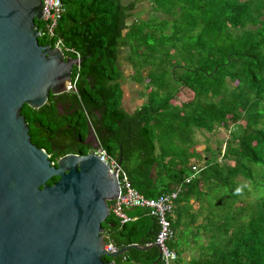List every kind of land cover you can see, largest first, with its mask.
<instances>
[{"label": "trees", "instance_id": "16d2710c", "mask_svg": "<svg viewBox=\"0 0 264 264\" xmlns=\"http://www.w3.org/2000/svg\"><path fill=\"white\" fill-rule=\"evenodd\" d=\"M136 3L63 0L55 36L75 52H64L65 58L82 60L72 71L76 91L50 95L37 110L23 107L31 143L55 163L84 153L82 142L93 132L100 149L121 159L131 186L145 198L178 192L175 207L190 214L191 224L197 217L190 213L191 200L211 209L206 187L210 193L229 191L213 221L201 213L208 221V259L195 264H264V196L250 204L237 198L244 187L235 186L237 177L251 178L246 163L264 167V0H151L149 19L129 23ZM35 24L43 32L42 23ZM39 43L54 47L55 40ZM126 48L146 96L132 113L122 106L118 68L119 51ZM181 88L193 98L177 101ZM220 127L229 130L221 163L194 149L196 131L212 134ZM128 214L134 220L124 225L110 214L102 225L105 243L116 249L155 243L157 218L146 209ZM169 220L176 232L180 221ZM177 244L175 233L168 247ZM158 257L156 248L131 249L114 261L163 264Z\"/></svg>", "mask_w": 264, "mask_h": 264}, {"label": "water", "instance_id": "95a60500", "mask_svg": "<svg viewBox=\"0 0 264 264\" xmlns=\"http://www.w3.org/2000/svg\"><path fill=\"white\" fill-rule=\"evenodd\" d=\"M41 18L42 0H0V264H116L131 249L152 248L160 260L154 243L105 250L102 225L120 186L95 152L53 163L31 143L23 107L74 91L82 63L39 43Z\"/></svg>", "mask_w": 264, "mask_h": 264}, {"label": "rangeland", "instance_id": "374dc122", "mask_svg": "<svg viewBox=\"0 0 264 264\" xmlns=\"http://www.w3.org/2000/svg\"><path fill=\"white\" fill-rule=\"evenodd\" d=\"M122 1L132 2L133 0H122ZM150 1L151 0H137L136 9H135L137 11L135 12L134 10L133 14L135 15L139 14L140 16H142V18L144 17L145 20L149 19L150 15H152L151 14L152 10L150 8L151 6ZM157 16H160V15L157 14ZM128 51L129 50L127 48L121 51V53H119L121 55L119 58L120 60H118V66H119L118 68L120 72L122 71L120 80H124V81H125V78H127V75H129V77H132L133 75L132 73H134L131 69V64H130L129 59L126 62V56L128 55ZM126 83L127 84L124 83L125 91L128 93L126 94V97L128 98L130 96V99L128 98V101L125 100V102L128 103L129 106H133V104L136 103L134 105H137V107H140L141 104L145 103V100L143 99L136 100L133 97V95L131 96V94H134L133 89H137L138 87L131 83H128V82ZM139 90L142 92L144 91L143 88H140ZM191 94H192L191 91L181 88L180 92L176 96V100L180 102L189 101L192 99ZM228 133H229V130L226 131L222 127L216 128V130L212 134H209L205 131H196L194 133V137L196 141V146L194 149H196L199 152V154H201L204 157H208L209 159H217V161L220 163L224 162V158L222 156H223V150L225 147V141L228 138ZM205 148L209 150L207 149L204 150ZM231 164H233V162H231ZM246 166L251 169V178L245 179L243 177H237L236 179L237 185L235 186L244 187V188H239V193H238L239 196L237 198L243 201H246V202L248 201L250 202V204H254L258 200L262 201L261 199L264 196V167L261 164H249V163H246ZM207 191L208 189L206 187V192H204V194L206 196H213L214 206L211 209L206 207L204 209L203 214L204 216L208 214V221H213L216 215L218 214L217 213L218 208H219L218 205H220L221 202L223 201L224 202L229 201V199L227 198L228 196L230 198V194H229V191H226V190L221 191V192L216 190L215 193H210ZM224 196H227V198ZM237 202L238 203H235L234 205L235 209L241 206L239 203V200ZM197 205L198 203H196V205L194 204L195 207H197ZM187 221H188V217H186V221L183 223V234H184V231L189 232V235L187 236L186 241H190L192 243L193 241L195 243H201V242L205 243L207 239H206V232L204 230V225H207L208 221L205 222L204 218H202V214L196 217L194 224L189 228L186 227ZM181 232H182V229L177 228L176 238L178 239V243L180 247L184 243V237L181 235ZM196 233H197V238H195ZM189 251L193 252V255L197 254V250L193 249Z\"/></svg>", "mask_w": 264, "mask_h": 264}, {"label": "built area", "instance_id": "2783aa9c", "mask_svg": "<svg viewBox=\"0 0 264 264\" xmlns=\"http://www.w3.org/2000/svg\"><path fill=\"white\" fill-rule=\"evenodd\" d=\"M63 13V0H42V18L40 22L43 25V32L40 31V38L55 40L54 47L59 48L63 53H75L74 50L66 48L63 42L55 36V29ZM76 58L79 59V56ZM77 78L78 76L72 80L74 91ZM97 155L108 165L110 172H116L119 181L120 193L109 205L110 214L113 215L120 225H124L134 220V218L129 216V211L136 208L148 210L149 214L157 218L158 221L159 231L155 239V244L159 247L163 264L175 263L177 260L176 251L168 247L169 240H171L175 234V231L171 227L169 215L173 213L174 202L178 193L173 192L170 196L145 198L131 186L127 174L121 169L116 158L108 155L103 150H99ZM193 170H195V168H193ZM191 178L192 177H189L188 181L191 180ZM105 250L108 252H115L118 249L112 244H106Z\"/></svg>", "mask_w": 264, "mask_h": 264}, {"label": "crops", "instance_id": "0c3cea01", "mask_svg": "<svg viewBox=\"0 0 264 264\" xmlns=\"http://www.w3.org/2000/svg\"><path fill=\"white\" fill-rule=\"evenodd\" d=\"M124 3H128V2H124ZM137 7H138V5H137ZM138 9V8H137ZM137 10H135V12H136ZM135 18H141V19H144V17L142 18V16H140L139 14H133V17L132 18H130V20H129V23H131ZM145 20V19H144ZM124 49H120V51H119V53H121V51H123ZM119 56H121L120 54H119ZM128 56H129V51H128V55L126 56V62H127V60H128ZM120 58V57H119ZM122 59V58H121ZM120 60V59H119ZM131 69H132V71L134 72V73H132L133 75H132V77H129V75H127V78H125V81L126 82H128V83H131V84H133V85H135V86H137L138 88L140 87V88H143L141 85H139L138 83H137V81L135 80V77H134V74H135V69L133 68V66L131 65ZM122 72V71H121ZM130 74V73H129ZM124 80H120V83H121V88H122V90H123V98H122V106L124 107V109L125 110H127L129 113H132L134 110H136L137 108H139V107H137V105H134V104H136V103H134L133 104V106H129V104L128 103H126L125 102V100L126 101H128V98L130 99V96L127 98L126 97V94H128L126 91H125V87H124V83L125 84H127L126 82H125ZM133 89V93L134 94H131V96L133 95V97L136 99V100H140V99H143V100H145V102H146V96H144V97H142V91H140L139 89ZM124 93H125V95H124ZM192 95V98H193V94H191ZM136 102H138V101H136ZM144 104V103H143ZM143 104H141V105H143ZM207 148H205L204 150H206ZM195 151H196V153H199L196 149H195ZM202 156V155H201ZM202 157H204V156H202ZM191 204H192V209L190 210V213L192 214L193 213V215L195 214V216H199V215H201V213L202 212H204V208L203 209H201V206H200V204H198L197 205V207H195L194 206V204L196 205V203H194L193 202V200H191ZM206 207V206H205ZM181 207H179V206H177V207H174V210H173V213H172V215H171V217H172V221H180V224H178V228H181L182 229V232H181V235L184 237V243L181 245V247H180V245H178L177 244V246L175 247V250H176V252H179L180 253V256H178V259H177V261L175 262V264H195L196 262L197 263H199V262H201V263H205V261L208 259V258H206L205 256H203V255H205V249L207 250V246L209 245V241H208V239H207V237H206V242L205 243H195L194 241H193V243L192 242H190V241H186L187 240V236L189 235V232H187V231H184V234H183V223L186 221V217H188V221H187V223H186V227H191L193 224H194V222L191 224V221H190V214H188V213H184L181 209H180ZM200 211V212H199ZM205 227V226H204ZM176 230H177V228H176ZM176 233V232H175ZM197 234V233H196ZM186 238V239H185ZM177 239V238H176ZM193 240V239H192ZM177 241H178V239H177ZM191 245H193V246H191ZM197 250V254L196 255H193V252H191V251H189V250ZM190 252V253H189Z\"/></svg>", "mask_w": 264, "mask_h": 264}, {"label": "flooded vegetation", "instance_id": "af4514ba", "mask_svg": "<svg viewBox=\"0 0 264 264\" xmlns=\"http://www.w3.org/2000/svg\"><path fill=\"white\" fill-rule=\"evenodd\" d=\"M66 103H65V107L69 109V107L71 106V103L70 102H66ZM76 111H78V109H73V112H76ZM70 113H72V112H70ZM82 143L84 144L85 152L84 153L81 152V153L76 154V155L84 156L90 152L96 153L98 150H100L98 140H97V138L93 132H90V134L85 137V139L83 140ZM95 147L97 149H95Z\"/></svg>", "mask_w": 264, "mask_h": 264}, {"label": "bare ground", "instance_id": "6f19581e", "mask_svg": "<svg viewBox=\"0 0 264 264\" xmlns=\"http://www.w3.org/2000/svg\"><path fill=\"white\" fill-rule=\"evenodd\" d=\"M100 150H102V149H100ZM99 151V150H98ZM97 151V152H98ZM97 152L95 153L96 155H97ZM98 156V155H97ZM119 162V161H118ZM120 164V163H119ZM120 166H121V164H120ZM121 169H122V167H121ZM196 169V168H195ZM123 170V169H122ZM120 193V192H119ZM139 193V192H138ZM178 193V192H177ZM119 196V195H118ZM143 196V195H142ZM136 209H140V208H136ZM155 244V243H154Z\"/></svg>", "mask_w": 264, "mask_h": 264}, {"label": "clouds", "instance_id": "9594fccd", "mask_svg": "<svg viewBox=\"0 0 264 264\" xmlns=\"http://www.w3.org/2000/svg\"><path fill=\"white\" fill-rule=\"evenodd\" d=\"M223 153H224V151H223ZM174 207H175V204H174ZM173 210H174V208H173ZM172 215V214H171ZM177 261V260H176Z\"/></svg>", "mask_w": 264, "mask_h": 264}]
</instances>
